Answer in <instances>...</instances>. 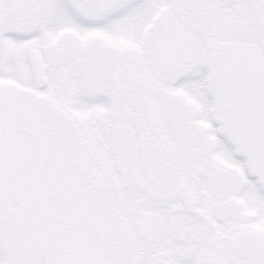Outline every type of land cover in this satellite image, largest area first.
I'll return each instance as SVG.
<instances>
[{
    "label": "snow or ice",
    "instance_id": "6c2138e0",
    "mask_svg": "<svg viewBox=\"0 0 264 264\" xmlns=\"http://www.w3.org/2000/svg\"><path fill=\"white\" fill-rule=\"evenodd\" d=\"M0 264H264V0H0Z\"/></svg>",
    "mask_w": 264,
    "mask_h": 264
}]
</instances>
